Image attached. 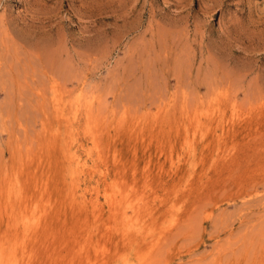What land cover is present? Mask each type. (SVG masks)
Listing matches in <instances>:
<instances>
[{"label":"rangeland","instance_id":"1","mask_svg":"<svg viewBox=\"0 0 264 264\" xmlns=\"http://www.w3.org/2000/svg\"><path fill=\"white\" fill-rule=\"evenodd\" d=\"M0 264H264V0H0Z\"/></svg>","mask_w":264,"mask_h":264}]
</instances>
